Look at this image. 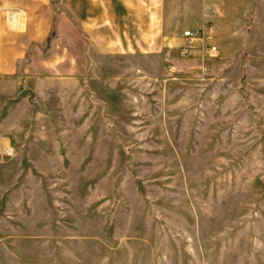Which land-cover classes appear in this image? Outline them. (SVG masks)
<instances>
[{"label": "rangeland", "instance_id": "374dc122", "mask_svg": "<svg viewBox=\"0 0 264 264\" xmlns=\"http://www.w3.org/2000/svg\"><path fill=\"white\" fill-rule=\"evenodd\" d=\"M55 31L0 37V264H264V38L207 75L95 53L55 83Z\"/></svg>", "mask_w": 264, "mask_h": 264}, {"label": "crops", "instance_id": "0c3cea01", "mask_svg": "<svg viewBox=\"0 0 264 264\" xmlns=\"http://www.w3.org/2000/svg\"><path fill=\"white\" fill-rule=\"evenodd\" d=\"M54 23V44L64 33H69L71 42L69 60L59 59L44 67L55 83H65L61 81L64 74L70 75L73 83L80 80L74 77L84 70H95V53L107 57L164 56L167 60L176 57L197 65L202 75H207L211 63L226 68L240 62L245 49L252 51L254 39L264 38V0H0V37L4 33H24L31 44L41 45L48 42ZM204 27L210 29L188 55L180 52L184 36L171 38L169 34L195 32ZM80 39L86 47L79 52ZM209 46L217 47L216 55L207 52ZM258 50L264 54L263 48ZM50 51L45 53L60 52L55 48ZM8 54L6 63L13 68L14 53ZM25 68L33 70L34 61ZM222 72L217 73L216 80L226 84L232 78ZM80 97L72 100L73 111L82 109ZM88 100L92 110L94 98L89 99L88 95L89 103Z\"/></svg>", "mask_w": 264, "mask_h": 264}, {"label": "built area", "instance_id": "2783aa9c", "mask_svg": "<svg viewBox=\"0 0 264 264\" xmlns=\"http://www.w3.org/2000/svg\"><path fill=\"white\" fill-rule=\"evenodd\" d=\"M10 19H11V21L13 23V21H14L13 14H12V16H11ZM209 29H210L209 27H205L202 32H198V31H195V32H193V31H186L184 33L185 43H184L183 49H184V53L186 55H188L193 49H195V46H196L195 43H196V41L200 37H202L203 35L207 34L206 31L209 30ZM207 52L209 54L216 55L217 52H218V49H217L216 46H209L207 48Z\"/></svg>", "mask_w": 264, "mask_h": 264}]
</instances>
